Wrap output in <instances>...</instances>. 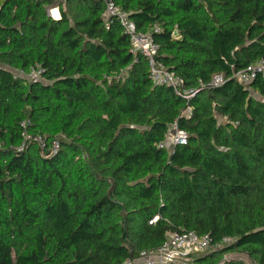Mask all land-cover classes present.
Wrapping results in <instances>:
<instances>
[{"label":"trees","instance_id":"1","mask_svg":"<svg viewBox=\"0 0 264 264\" xmlns=\"http://www.w3.org/2000/svg\"><path fill=\"white\" fill-rule=\"evenodd\" d=\"M106 1L0 0V264H123L183 231L236 239L187 264H264V74L232 78L264 59V0H109L190 98L154 84Z\"/></svg>","mask_w":264,"mask_h":264},{"label":"built area","instance_id":"2","mask_svg":"<svg viewBox=\"0 0 264 264\" xmlns=\"http://www.w3.org/2000/svg\"><path fill=\"white\" fill-rule=\"evenodd\" d=\"M55 9V8H53ZM53 9L49 10L51 17L58 19L53 14ZM56 9L59 10L57 7ZM105 18L107 21L118 22L123 32L129 36L132 49L141 53L148 62L150 77L155 85L173 87L176 93L190 98L195 94L192 89L183 87V79L170 72L167 67L158 60L159 45L153 38L151 32H143L138 29L135 22L131 19L128 12L123 11L113 1H106ZM159 31L160 29H156ZM43 69L40 65H36L28 74L20 73L26 76L32 82H40L42 80ZM259 74H264V59L257 63L250 64L246 69L237 71L232 78L242 84L251 83ZM224 76L215 75L212 81L213 85L219 86L224 83ZM168 141H172L174 146L184 145L188 141V135L184 130L178 127L177 122L170 124L169 131L166 136V142H162L159 146L164 147ZM2 143L0 142V149ZM24 148V145L21 149ZM59 145L53 146V151L57 152ZM159 219L155 216L150 223L153 224ZM235 238L225 236L221 240L214 242L209 234L199 235L196 232H170L163 245L150 254H143L138 258H129L123 264H187L195 257L207 254L212 251L225 249L235 242Z\"/></svg>","mask_w":264,"mask_h":264},{"label":"rangeland","instance_id":"3","mask_svg":"<svg viewBox=\"0 0 264 264\" xmlns=\"http://www.w3.org/2000/svg\"><path fill=\"white\" fill-rule=\"evenodd\" d=\"M57 15H58V12H57ZM57 15L55 17H57ZM188 113H190V110H188ZM166 146H167V149H169V151L175 147L174 144L172 143V141H168ZM225 258L229 261H231V260H239L240 261L241 260V261H243L244 264H256L249 256H247L246 254H243V253H238V252L227 255Z\"/></svg>","mask_w":264,"mask_h":264},{"label":"crops","instance_id":"4","mask_svg":"<svg viewBox=\"0 0 264 264\" xmlns=\"http://www.w3.org/2000/svg\"><path fill=\"white\" fill-rule=\"evenodd\" d=\"M53 10H54V11L56 10V11L58 12V15H57L58 17H57V18H59V17L61 16L60 10H58V9H56V8L53 9Z\"/></svg>","mask_w":264,"mask_h":264},{"label":"bare ground","instance_id":"5","mask_svg":"<svg viewBox=\"0 0 264 264\" xmlns=\"http://www.w3.org/2000/svg\"><path fill=\"white\" fill-rule=\"evenodd\" d=\"M53 14L56 16L57 15V11H54ZM58 17V16H57Z\"/></svg>","mask_w":264,"mask_h":264}]
</instances>
